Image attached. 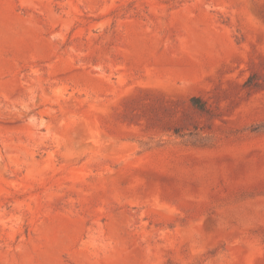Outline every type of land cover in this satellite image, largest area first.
<instances>
[{
	"label": "rangeland",
	"instance_id": "1",
	"mask_svg": "<svg viewBox=\"0 0 264 264\" xmlns=\"http://www.w3.org/2000/svg\"><path fill=\"white\" fill-rule=\"evenodd\" d=\"M0 264H264V0H0Z\"/></svg>",
	"mask_w": 264,
	"mask_h": 264
}]
</instances>
